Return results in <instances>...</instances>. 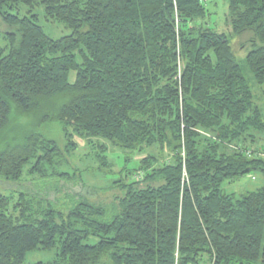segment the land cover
I'll list each match as a JSON object with an SVG mask.
<instances>
[{
	"label": "trees",
	"instance_id": "1",
	"mask_svg": "<svg viewBox=\"0 0 264 264\" xmlns=\"http://www.w3.org/2000/svg\"><path fill=\"white\" fill-rule=\"evenodd\" d=\"M209 1L0 0V183L18 186L0 185V264L36 250H56L46 264H264V187L221 188L264 173V118L228 36L202 21ZM20 6L71 34L52 39ZM228 8L233 32H252L264 98V0ZM75 138L115 176L94 197L61 185L83 181Z\"/></svg>",
	"mask_w": 264,
	"mask_h": 264
},
{
	"label": "rangeland",
	"instance_id": "2",
	"mask_svg": "<svg viewBox=\"0 0 264 264\" xmlns=\"http://www.w3.org/2000/svg\"><path fill=\"white\" fill-rule=\"evenodd\" d=\"M206 8L209 12L207 17L203 19V23L206 24L207 27L217 31L218 33L225 34L228 36L231 45L234 50V54L244 69V73L246 78L248 79L252 92L254 95V102L261 109L263 118H264V98L262 95L261 87L256 84L252 73L249 71L245 58L249 51L253 49V44L250 42L252 38V32H245L241 35H236L233 32V27L229 19V8H228V0H210L205 3ZM14 14H18L21 17L36 15L39 18V24L42 26L45 33L54 40H58L65 36L71 34V31L65 27L64 24L58 22L47 21L45 18V10L43 7H36L31 10L29 7L20 6L18 9H14L11 11ZM10 28L3 25L0 20V34H7ZM75 73L71 74V81H74ZM208 136V135H206ZM259 139L256 143L254 149L261 147L264 148V132H261L257 135ZM75 141L79 145V148L74 152L73 156L70 158V164L73 169H78L82 174V183L78 186L74 184H64L61 183L63 190L70 194H81L86 196L94 197L98 193L97 191L105 188H109L112 186L114 182L115 176L104 175L102 173H98L97 169L99 167L97 158H95V151H92L86 143L79 139L75 138ZM116 151V150H115ZM120 153V151H116ZM168 154V153H165ZM110 155V160L116 158L119 155ZM142 156H137L136 160L141 159ZM264 157V155H263ZM121 166V162L116 160L115 168L119 171ZM134 164H130V168H133ZM71 171V170H70ZM1 187L4 189H14L18 188L17 185H10L0 183ZM25 187L30 188L31 185L26 183ZM264 187V173L262 171H255L248 175L237 178L234 181H225L222 184V190L227 194H234L236 196H240L242 194L248 192H254L260 188ZM49 199L52 201L56 200L57 195L52 192L48 194ZM56 250H47V251H31L27 254L24 264H37V263H48L55 259Z\"/></svg>",
	"mask_w": 264,
	"mask_h": 264
},
{
	"label": "built area",
	"instance_id": "3",
	"mask_svg": "<svg viewBox=\"0 0 264 264\" xmlns=\"http://www.w3.org/2000/svg\"><path fill=\"white\" fill-rule=\"evenodd\" d=\"M205 1H208V0H205Z\"/></svg>",
	"mask_w": 264,
	"mask_h": 264
}]
</instances>
